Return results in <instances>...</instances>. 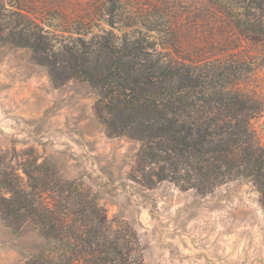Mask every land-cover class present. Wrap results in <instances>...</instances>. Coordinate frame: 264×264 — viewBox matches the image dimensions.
<instances>
[{"label": "trees", "instance_id": "16d2710c", "mask_svg": "<svg viewBox=\"0 0 264 264\" xmlns=\"http://www.w3.org/2000/svg\"><path fill=\"white\" fill-rule=\"evenodd\" d=\"M208 4L230 28L264 43V0ZM89 7L88 16L73 19L58 12L37 17L0 0V41L29 48L55 84L80 79L97 90L94 108L107 134L140 143L129 174L133 181L148 188L168 181L207 194L242 179L255 187L264 207V141L252 125L262 109L236 88L249 63L235 53L180 56L172 49L177 20L167 6L93 0ZM40 179L22 166L1 185L9 194L2 196L5 216L14 218L15 228L31 221L65 247L56 261L26 264H75L77 256L84 264H145L138 241L113 227L99 203L70 207L81 203L71 190L65 197L29 190L38 189ZM65 198L69 207H57Z\"/></svg>", "mask_w": 264, "mask_h": 264}, {"label": "rangeland", "instance_id": "374dc122", "mask_svg": "<svg viewBox=\"0 0 264 264\" xmlns=\"http://www.w3.org/2000/svg\"><path fill=\"white\" fill-rule=\"evenodd\" d=\"M6 1L31 16L58 12L73 19L88 16L93 0ZM137 1L171 10L177 20L172 49L180 56L199 60L235 53L249 63L236 88L260 103L252 125L264 141V43L211 14L208 0ZM98 97L80 79L55 84L29 48L0 41V264L56 261L65 252L31 221L17 229L14 218H6L2 196L9 194L2 181L22 166L41 178L38 189L29 188L33 192L51 196L56 190L65 197L71 190L81 203L70 207L99 203L113 227L138 241L145 264H264V207L255 187L240 179L200 194L168 181L153 188L133 181L129 174L140 143L107 134L94 108ZM56 204L69 207L66 198ZM74 263L84 261L77 256Z\"/></svg>", "mask_w": 264, "mask_h": 264}]
</instances>
